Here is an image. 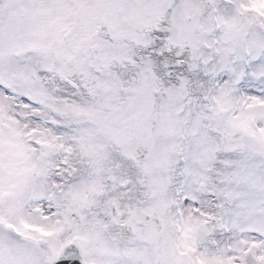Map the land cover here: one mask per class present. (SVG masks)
<instances>
[{
	"label": "snow or ice",
	"instance_id": "snow-or-ice-1",
	"mask_svg": "<svg viewBox=\"0 0 264 264\" xmlns=\"http://www.w3.org/2000/svg\"><path fill=\"white\" fill-rule=\"evenodd\" d=\"M0 264H264V0H0Z\"/></svg>",
	"mask_w": 264,
	"mask_h": 264
}]
</instances>
